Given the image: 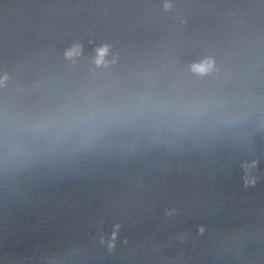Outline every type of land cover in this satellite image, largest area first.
<instances>
[{
	"label": "water",
	"instance_id": "95a60500",
	"mask_svg": "<svg viewBox=\"0 0 264 264\" xmlns=\"http://www.w3.org/2000/svg\"><path fill=\"white\" fill-rule=\"evenodd\" d=\"M0 264H264V193L156 219L0 227Z\"/></svg>",
	"mask_w": 264,
	"mask_h": 264
},
{
	"label": "clouds",
	"instance_id": "9594fccd",
	"mask_svg": "<svg viewBox=\"0 0 264 264\" xmlns=\"http://www.w3.org/2000/svg\"><path fill=\"white\" fill-rule=\"evenodd\" d=\"M97 59L95 61V63L99 66L101 64L104 63V57L107 53V48L106 47H101L97 50ZM78 47L77 48H73V49H70L66 55L71 57L73 55H78ZM212 68V63L211 61H204L200 64H196V65H193V71L196 72V73H199V74H206L207 72H209Z\"/></svg>",
	"mask_w": 264,
	"mask_h": 264
}]
</instances>
